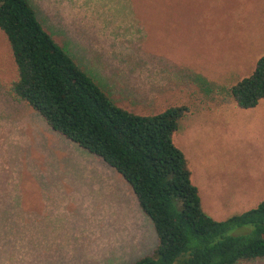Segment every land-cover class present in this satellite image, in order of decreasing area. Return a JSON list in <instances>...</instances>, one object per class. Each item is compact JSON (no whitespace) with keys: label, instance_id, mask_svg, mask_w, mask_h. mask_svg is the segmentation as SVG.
<instances>
[{"label":"rangeland","instance_id":"1","mask_svg":"<svg viewBox=\"0 0 264 264\" xmlns=\"http://www.w3.org/2000/svg\"><path fill=\"white\" fill-rule=\"evenodd\" d=\"M28 1L117 105L189 108L173 143L207 215L224 221L264 200V99L242 110L231 95L264 55V0ZM15 78L0 31V264L151 257L157 237L130 185L13 98Z\"/></svg>","mask_w":264,"mask_h":264},{"label":"trees","instance_id":"2","mask_svg":"<svg viewBox=\"0 0 264 264\" xmlns=\"http://www.w3.org/2000/svg\"><path fill=\"white\" fill-rule=\"evenodd\" d=\"M0 31L16 71L8 93L53 131L115 169L151 220L155 251L132 264L264 260V200L224 221L201 207L184 154L173 143L188 107L142 115L117 105L44 29L28 0H0ZM231 95L243 110L264 99V55L231 87Z\"/></svg>","mask_w":264,"mask_h":264},{"label":"crops","instance_id":"3","mask_svg":"<svg viewBox=\"0 0 264 264\" xmlns=\"http://www.w3.org/2000/svg\"><path fill=\"white\" fill-rule=\"evenodd\" d=\"M234 100V99H233ZM235 102V101H234ZM237 106V105H236ZM243 110V109H242Z\"/></svg>","mask_w":264,"mask_h":264}]
</instances>
